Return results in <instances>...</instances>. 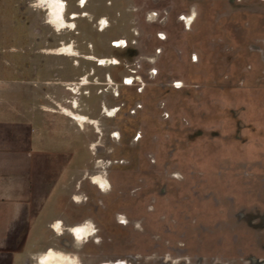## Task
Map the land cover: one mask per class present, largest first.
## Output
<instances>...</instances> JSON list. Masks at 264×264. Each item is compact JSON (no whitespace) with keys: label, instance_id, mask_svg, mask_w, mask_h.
I'll return each instance as SVG.
<instances>
[{"label":"rangeland","instance_id":"obj_1","mask_svg":"<svg viewBox=\"0 0 264 264\" xmlns=\"http://www.w3.org/2000/svg\"><path fill=\"white\" fill-rule=\"evenodd\" d=\"M65 1L58 28L40 0H0V46L70 45L85 67L76 109L96 93L104 118L71 215L97 231L13 230V264H264V0Z\"/></svg>","mask_w":264,"mask_h":264},{"label":"crops","instance_id":"obj_2","mask_svg":"<svg viewBox=\"0 0 264 264\" xmlns=\"http://www.w3.org/2000/svg\"><path fill=\"white\" fill-rule=\"evenodd\" d=\"M31 49L15 60L23 51L0 46V264H13V230L76 225V195L98 144L93 120L104 118L96 93L76 109L85 67L75 53L42 51L37 61Z\"/></svg>","mask_w":264,"mask_h":264},{"label":"bare ground","instance_id":"obj_3","mask_svg":"<svg viewBox=\"0 0 264 264\" xmlns=\"http://www.w3.org/2000/svg\"><path fill=\"white\" fill-rule=\"evenodd\" d=\"M79 1H80L79 4L83 7H86L89 2V0H79ZM40 4L45 5L46 8L49 9L50 18H51L50 21L52 20L53 22H56L58 28H63L66 26V24L68 23L66 20V13L68 10V5L65 0H40ZM84 15H87V16L89 15L91 18L93 17V15L87 11L84 12ZM77 16H78L77 13H73V17H77ZM109 25H110L109 20L106 17H103L101 19V28L105 29ZM71 26L75 27L76 26L75 22H71ZM123 42H124L123 40L118 41L117 44L120 45V44H123ZM58 52L74 53V48L68 45L66 47H63L62 49L60 48ZM90 58L99 60L101 63H104V64L112 62L111 59L106 58V57L98 58L95 55H91ZM115 111H116L115 109H109V114L114 115ZM70 112L73 113L76 117H78V119L81 122H83L86 119V117L83 115H80L73 111H70ZM92 178H93V181L99 184L103 189L106 190L107 188L110 187V182L108 178H106L104 175L98 174V175H94ZM76 199L80 201L81 196L76 195ZM55 228L57 229V231L62 232L63 231L62 222L57 221L55 223ZM70 229L74 237L80 242L89 240L90 237L94 236L97 231L93 222L91 221L85 222L82 224L73 225ZM44 258H47L48 264H81L80 259L78 258L77 255H71L64 251L55 250V249H50L47 252H45L41 257V261H43Z\"/></svg>","mask_w":264,"mask_h":264},{"label":"clouds","instance_id":"obj_4","mask_svg":"<svg viewBox=\"0 0 264 264\" xmlns=\"http://www.w3.org/2000/svg\"><path fill=\"white\" fill-rule=\"evenodd\" d=\"M42 264H48V260H47V258H44V259H43Z\"/></svg>","mask_w":264,"mask_h":264}]
</instances>
